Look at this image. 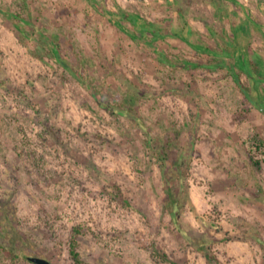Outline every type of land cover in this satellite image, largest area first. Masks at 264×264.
Returning a JSON list of instances; mask_svg holds the SVG:
<instances>
[{
	"label": "rangeland",
	"instance_id": "374dc122",
	"mask_svg": "<svg viewBox=\"0 0 264 264\" xmlns=\"http://www.w3.org/2000/svg\"><path fill=\"white\" fill-rule=\"evenodd\" d=\"M238 1L225 2L222 11L220 0H0L10 11H30L35 25L61 40L62 54L78 70L32 54L35 38L24 43L0 10V243H9L4 233L14 225L24 256L75 264L69 238L82 225L87 232L79 249L91 264H264L252 236L264 240V202L245 200L257 181L264 187V161L260 169L251 161L252 154L264 155L248 142L255 131L264 137V110L246 102L227 68L239 62L244 45L234 44L233 24L250 16L249 57L257 72L251 63L238 71L252 95L264 99V0ZM125 12L169 35L150 43L119 18ZM90 82L116 100L137 86L142 124L107 111ZM183 83L192 88L185 95L167 91ZM243 107L252 108L245 117ZM198 110L186 179L193 207L180 211L179 227L164 205L162 172L147 153L144 130L161 135L175 122L185 140ZM27 141L36 154H29ZM112 183L129 206L112 197ZM200 240L220 261L200 249ZM0 264H9L1 253Z\"/></svg>",
	"mask_w": 264,
	"mask_h": 264
},
{
	"label": "trees",
	"instance_id": "16d2710c",
	"mask_svg": "<svg viewBox=\"0 0 264 264\" xmlns=\"http://www.w3.org/2000/svg\"><path fill=\"white\" fill-rule=\"evenodd\" d=\"M225 2H235L240 4L238 0H220L219 8L222 11H228L225 7ZM3 10L4 15L16 26L18 29L19 37L24 42L25 39H33L37 41V48L35 50H31L32 54H35L37 57L41 59H45V57H51L57 60L63 67H66L72 71L75 75L78 70L75 69L73 64L69 63V60L62 54V42L58 37L50 35L48 32L43 30L42 28L35 25V22L31 16L30 11L26 12H14L10 11L7 8L0 7V10ZM180 12L182 9L179 7ZM249 15V13H248ZM126 18L129 20L135 27L140 31V36L149 40L150 43H154L160 37H166L169 34L163 32V29L156 25L154 22H149L145 19H141L136 14L131 13H123L120 14L119 18ZM249 22L243 23H234L233 24V32H234V44H238L240 42H244V45L240 49L241 56H237L239 58V62H232V64L227 65L228 71L233 75L234 80L238 88L243 92L246 102H250L253 106H258L262 110H264V99L261 96L252 95L251 90L246 87L240 79V72L238 71L239 67L243 69L247 65V63H251L252 71L257 72V61L251 62L249 57L250 52V43H248L249 35H250V27H251V18L248 16ZM31 31V33H30ZM191 30H188V34H191ZM173 36H179L183 39H188L185 35L171 34ZM151 37V38H150ZM25 43V42H24ZM249 44V45H248ZM237 47V46H236ZM208 52H212L213 54L222 56H230L234 57L226 51L222 50H214L206 47ZM185 66L193 65V62L185 61ZM4 86H8V83L2 81ZM131 85V84H130ZM185 89L184 83L183 85H177L173 90L168 89L167 91H175L178 93L184 94V90L191 91V85ZM90 92L98 99V102L101 106H103L107 111H109L114 116H119V114L126 115L127 117L136 120L137 123L142 124L140 119H142V114L140 111V101L141 94L143 91H139L137 86L131 87V94L125 96L122 100H116L114 95L108 93L103 94L97 91V88L94 86V83L88 84ZM191 89V90H190ZM260 95V94H259ZM196 98V97H195ZM190 99V98H189ZM194 98H192L193 101ZM198 101V99H196ZM196 102V101H195ZM198 106V103L196 102ZM251 107H243L240 110L241 117L247 116L251 112ZM37 114L41 113V111L35 109ZM200 110L194 112L192 114L191 121L193 122L192 127L187 131V135L185 136V140L183 139V128H177L174 124H171V128H168L167 131L161 135L152 134L148 129L144 130L145 138L144 144L149 154L150 158L156 160L159 164V167L162 172L163 182L166 194L164 196V205L167 210L173 215V219L177 222L179 227L181 226L180 220V211L186 207L187 203H191L193 207V202H191L190 194L188 186L186 185V179L190 173L191 167V158H192V149L193 144L197 139L199 133V119H200ZM40 117V116H39ZM41 119V118H40ZM175 121V120H174ZM191 125L190 122H186L184 125ZM183 125V126H184ZM23 133V132H22ZM24 138L26 137V132L23 133ZM27 149L29 150V154L34 155L37 153V150L31 146V142L27 141ZM250 144V149L255 153L260 152L264 155V137L257 131H255L254 135L251 139L248 140ZM251 152V153H253ZM252 165L256 169H260L262 162L264 161V156L262 158H257L255 154L251 155ZM236 181H239L237 178ZM235 181V182H236ZM238 183V182H236ZM113 190H111L112 197L121 198L124 205L129 206L130 203L128 199L124 196L121 187L117 183H112L111 185ZM242 187V184H239ZM257 190H251L250 196H245V200L248 202H264V187L262 184L257 181ZM246 187V184L243 185ZM87 232V229L82 225L73 226V230L71 236L69 238V251L72 259L75 264H91L86 261L82 253L79 249L80 242L79 237ZM4 235H7L9 238V243H0V253L3 255L4 259L9 262V264H23L25 261H31L29 256H24L21 252L18 239L19 232L14 225H10V229L7 228ZM255 239L261 244L264 250V240L261 236L255 232L252 234ZM199 243V247L201 250L206 251L208 257L210 259H215V261H220L217 255L213 252L212 246L208 245L206 241L200 240L197 241ZM156 254L162 259L167 258V253L164 250H156ZM32 262V261H31Z\"/></svg>",
	"mask_w": 264,
	"mask_h": 264
},
{
	"label": "water",
	"instance_id": "95a60500",
	"mask_svg": "<svg viewBox=\"0 0 264 264\" xmlns=\"http://www.w3.org/2000/svg\"><path fill=\"white\" fill-rule=\"evenodd\" d=\"M29 259L36 264H54L51 260L41 256H29Z\"/></svg>",
	"mask_w": 264,
	"mask_h": 264
}]
</instances>
